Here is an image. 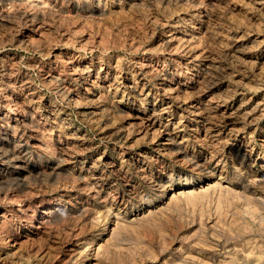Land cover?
<instances>
[{
	"label": "rangeland",
	"instance_id": "rangeland-1",
	"mask_svg": "<svg viewBox=\"0 0 264 264\" xmlns=\"http://www.w3.org/2000/svg\"><path fill=\"white\" fill-rule=\"evenodd\" d=\"M0 264H264V0H0Z\"/></svg>",
	"mask_w": 264,
	"mask_h": 264
},
{
	"label": "bare ground",
	"instance_id": "bare-ground-1",
	"mask_svg": "<svg viewBox=\"0 0 264 264\" xmlns=\"http://www.w3.org/2000/svg\"><path fill=\"white\" fill-rule=\"evenodd\" d=\"M79 66V65H78Z\"/></svg>",
	"mask_w": 264,
	"mask_h": 264
}]
</instances>
